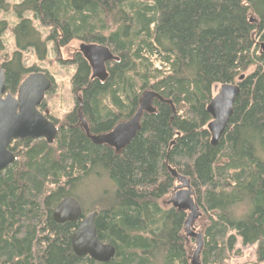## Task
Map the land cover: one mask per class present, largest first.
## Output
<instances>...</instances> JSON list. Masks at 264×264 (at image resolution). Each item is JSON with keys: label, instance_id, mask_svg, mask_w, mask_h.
<instances>
[{"label": "trees", "instance_id": "1", "mask_svg": "<svg viewBox=\"0 0 264 264\" xmlns=\"http://www.w3.org/2000/svg\"><path fill=\"white\" fill-rule=\"evenodd\" d=\"M12 11L16 51L0 45L7 94L41 73L26 66V52L45 61L48 44L58 52L74 42L119 59L101 82L74 52L72 90L91 135L131 120L147 92L157 98L120 153L95 145L74 112L52 145L11 143L16 160L0 173V264H191L188 213L167 204L178 184L171 170L189 181L202 214L200 263L229 264L241 240L264 264V0H23ZM8 30L0 21V36ZM226 84L241 93L213 146L207 108ZM67 197L83 218L98 213V239L116 251L109 262L74 253L80 221L53 219Z\"/></svg>", "mask_w": 264, "mask_h": 264}, {"label": "water", "instance_id": "2", "mask_svg": "<svg viewBox=\"0 0 264 264\" xmlns=\"http://www.w3.org/2000/svg\"><path fill=\"white\" fill-rule=\"evenodd\" d=\"M79 51L90 65L92 79L101 82L108 79L107 64L119 60L109 48L101 45L82 44ZM244 78L243 76L240 80L242 81ZM52 87V81L45 73H33L21 83L17 96H13L7 94L5 71L0 70V173L16 160L15 154L9 150V146L15 140L44 139L49 145H52L57 139L59 134L57 125L41 112V106ZM215 92L217 93L207 108V112L212 117L208 130L212 136L213 146L218 145L228 127L234 104L241 89L238 85L226 84L216 87ZM155 98H157V94L153 92L144 94L134 117L127 122L118 124L108 133L91 135L87 121L80 114L81 126L95 145L108 146L116 153H120L130 145L140 130L142 114L144 112L156 113L153 106ZM171 173L178 185L167 204L178 211L188 213L185 232L188 237L196 239L197 244V249L191 257V264H201L200 252L203 238L200 233L195 231L194 225L202 214L195 204L189 181L173 170ZM97 216L98 213L94 212L83 218V208L79 201L73 197L63 199L53 213V219L58 224L80 221L72 239V247L78 257L89 256L98 263H107L115 257L116 251L113 246L103 244L98 239L95 227Z\"/></svg>", "mask_w": 264, "mask_h": 264}, {"label": "rangeland", "instance_id": "3", "mask_svg": "<svg viewBox=\"0 0 264 264\" xmlns=\"http://www.w3.org/2000/svg\"><path fill=\"white\" fill-rule=\"evenodd\" d=\"M22 1L23 0H7L8 4L11 6V10L8 13L0 11V21H6L9 24V30L6 31L3 36H0V45L2 46L1 48L4 49V53L9 55H12L16 51L12 29L18 23L12 8L15 5L20 4ZM27 16L30 17L29 15ZM41 32L44 39H46L48 31L41 30ZM79 47V43L73 42L67 48L60 49L56 52L54 50V45L48 44V55L45 61L38 60L32 50L24 54L25 63L28 68H37L41 73H45L48 77H51L54 80L53 88L47 93L41 110L43 109L58 122L67 118L68 114L73 112L76 106L77 101L72 90V78L76 73V66L72 64V60L74 52L79 50ZM27 77H25V79ZM216 93L217 92H215L214 96ZM201 227V222L198 223L196 221L194 228L197 233L200 232ZM186 237L190 240L189 243L191 244V247H195V249H193L194 252V250L197 249L196 239L188 237L187 234ZM256 248V246L245 247L243 246L242 241L239 240L233 258L230 260L229 264H256ZM191 251L192 250H190V252Z\"/></svg>", "mask_w": 264, "mask_h": 264}, {"label": "flooded vegetation", "instance_id": "4", "mask_svg": "<svg viewBox=\"0 0 264 264\" xmlns=\"http://www.w3.org/2000/svg\"><path fill=\"white\" fill-rule=\"evenodd\" d=\"M73 61V60H72ZM92 72V71H91ZM92 78V77H91ZM49 79L52 81V84L54 85V80L51 78V77H49ZM93 80V79H92ZM94 80H97V79H94ZM53 88V87H52ZM42 111V110H41ZM73 112L77 115V117H78V119H79V123H80V125H81V122H80V114L82 115V113H81V109L80 108H78V104H77V102H76V106H75V108H74V110H73ZM43 114L47 117V116H49V117H51V115L50 114H47L45 111L43 112ZM83 116V115H82ZM48 118V117H47ZM49 120H51V121H53L56 125H57V128H58V124H59V122L54 118V120H56V122L53 120V119H51V118H48Z\"/></svg>", "mask_w": 264, "mask_h": 264}]
</instances>
